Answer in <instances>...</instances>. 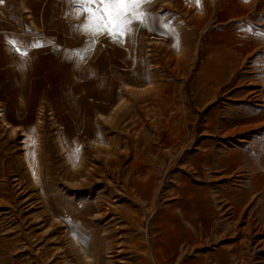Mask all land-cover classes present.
Masks as SVG:
<instances>
[{
  "label": "rangeland",
  "instance_id": "374dc122",
  "mask_svg": "<svg viewBox=\"0 0 264 264\" xmlns=\"http://www.w3.org/2000/svg\"><path fill=\"white\" fill-rule=\"evenodd\" d=\"M83 1L78 17L4 11L22 35L52 44L44 92L0 106L29 132L44 122L39 183L22 165L21 133L0 125V264H264V43H246L264 35V7H213L198 18L184 0ZM186 31L193 57L177 65L155 41L173 48ZM238 42L239 75L227 69L216 86V56ZM151 63L173 106L167 116L132 98L119 127L98 118L124 84L150 81ZM109 138L121 150L93 152L91 139ZM83 158L88 171L76 180L70 163Z\"/></svg>",
  "mask_w": 264,
  "mask_h": 264
},
{
  "label": "bare ground",
  "instance_id": "6f19581e",
  "mask_svg": "<svg viewBox=\"0 0 264 264\" xmlns=\"http://www.w3.org/2000/svg\"><path fill=\"white\" fill-rule=\"evenodd\" d=\"M185 5L187 6V9L195 14L196 17H203L206 15V7L203 3V0H200L198 3H192L189 0H184ZM172 0L168 1L167 5H171ZM199 23V22H198ZM200 24V23H199ZM247 45L249 43V47L251 44V40H246ZM240 43V47H236V50L226 51V53H221V55H217L216 62L218 64L217 67H215L214 71L215 73L219 74V76H216L215 85L218 86L221 84L222 80H224L221 74H225L227 69L230 70V73L232 76H238L239 75V66L243 65L244 62L242 60L243 51L245 49V44L242 42ZM155 44L161 47H166L167 49H171L172 52V59L176 61L177 65L185 64L191 57H193V44L190 39L189 31H186L185 34L180 35V37L177 39L176 45L172 48L170 47V44L164 43V42H158L155 41ZM208 49H210V43L207 42ZM235 46V45H234ZM233 48V47H232ZM253 54H250L252 56ZM151 62L153 61L150 59ZM149 70L151 71V79L145 84L141 85H130V84H124L123 93L121 97L112 105L113 107L111 110L106 113V115L99 114V117L103 122L109 124L111 127H119L121 125V119H122V113H127L132 109V98H135L136 100L141 99L142 102H148L149 106H152V108L147 109L145 107L144 110L151 111L153 110L155 116H157L160 112L161 106H163L164 110H162V114L164 116H167V114L170 112L171 109H173V106L168 105L167 99L163 98L159 95L160 91V83L157 79V76L155 75L157 73V69L159 66H157L155 63H151L149 66ZM248 68H255V66H247ZM264 69V65L262 67ZM204 71V70H203ZM213 71V70H212ZM245 72L249 73L245 70ZM252 73V71H250ZM206 73V71L202 72ZM142 73H140L141 75ZM199 74V73H198ZM201 77V74H199ZM222 76V77H221ZM241 76V75H240ZM239 76V77H240ZM242 76H244L242 74ZM203 77V76H202ZM202 77L200 78V81L203 82ZM222 78V79H221ZM242 81H240L239 84H241ZM254 89L248 90L250 92L251 98H253L256 102L259 100V98L262 97L260 93V89L256 88L257 86H253ZM241 93V92H240ZM243 94V91H242ZM242 94L237 93L238 97ZM236 95V97H237ZM241 97V96H240ZM235 98V97H233ZM147 104V103H146ZM161 106H160V105ZM145 106V105H144ZM160 106V107H159ZM168 109V110H167ZM167 113V114H165ZM167 118V117H166ZM169 121V120H168ZM43 121L41 118H38V120L33 125V129L31 132L27 131L25 128L21 127L20 125H14L7 119V114L5 112L4 108L0 107V125L3 129H5L11 138H15L18 135V132H20L21 136H23V140L21 144L23 145L24 152L20 154L22 158V165H24L25 169L28 170L30 173L31 179L34 183L40 182V175H39V167H40V152L42 150L41 144H39L40 135L36 134L38 131H36L37 127H41L43 125ZM244 128V127H243ZM243 128L238 130H243ZM125 130V128H123ZM231 131L235 130H229L227 134L232 133ZM91 147L93 148V152L101 155H105L106 157L109 155L115 154L117 151L121 150L120 146V140L115 138H109L107 141L98 140V139H91L90 140ZM67 162H71V157L67 156L66 159ZM70 167L73 169V177L78 180V178L84 177V174L86 171H88V165L86 159H82L81 161L70 163ZM85 264H92L90 262H84ZM94 263V262H93Z\"/></svg>",
  "mask_w": 264,
  "mask_h": 264
},
{
  "label": "crops",
  "instance_id": "0c3cea01",
  "mask_svg": "<svg viewBox=\"0 0 264 264\" xmlns=\"http://www.w3.org/2000/svg\"><path fill=\"white\" fill-rule=\"evenodd\" d=\"M189 1L198 3L200 0ZM203 3L207 10L213 7L222 10L264 7V0H203ZM15 6L17 10H26L31 13L53 12L49 13L50 15L45 13V18L55 17L54 11L68 12L70 10L71 15L77 17L84 13L83 0H0V106L10 107L14 105L15 99H20L24 103L32 102L47 88L48 81L41 74L44 70H50L44 60L50 57V44H52V40L44 36L21 34L18 26L13 24L4 13ZM113 7V12L119 9L116 4ZM82 17L84 18V14ZM226 17L236 19L232 14ZM142 23L140 29L148 30L146 24ZM83 31L82 27L80 33H84ZM249 40L253 43L250 46L252 49L259 43L258 41L264 43V35L252 34Z\"/></svg>",
  "mask_w": 264,
  "mask_h": 264
}]
</instances>
